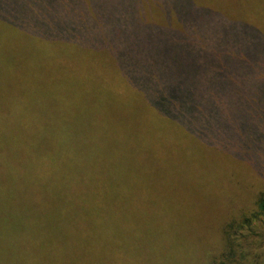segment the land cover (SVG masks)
I'll return each instance as SVG.
<instances>
[{
  "label": "trees",
  "instance_id": "16d2710c",
  "mask_svg": "<svg viewBox=\"0 0 264 264\" xmlns=\"http://www.w3.org/2000/svg\"><path fill=\"white\" fill-rule=\"evenodd\" d=\"M0 39L24 50L0 51V80L15 74L0 105V264H172V237L135 214L149 187L124 160H136L141 129L165 141L171 121L212 116L206 105L243 110L264 178V0H0ZM59 66L58 83L42 80ZM80 105L111 123L67 120ZM111 132L119 153L102 166ZM246 188L220 186L219 241L201 252L185 240L187 264H264V189L237 211Z\"/></svg>",
  "mask_w": 264,
  "mask_h": 264
},
{
  "label": "rangeland",
  "instance_id": "374dc122",
  "mask_svg": "<svg viewBox=\"0 0 264 264\" xmlns=\"http://www.w3.org/2000/svg\"><path fill=\"white\" fill-rule=\"evenodd\" d=\"M20 40L25 47L30 48L24 44L23 39ZM13 42L0 39L1 59L22 56L21 51L24 50L18 45L20 43ZM27 43L30 44L29 41ZM60 74L59 66L54 74L47 75L48 78L42 80H48L49 84L58 83ZM14 75L12 74L4 82L0 80V105L4 104L1 96L3 87L7 91L6 104L11 102ZM29 81L28 76L24 82L20 79V83L28 84ZM29 87L32 88L31 82ZM35 87L37 88V85ZM47 97L50 95L47 94ZM46 101L54 102L50 98ZM205 108L212 112V116L191 119L190 122L183 123L182 127L171 121L168 125L172 126V134L165 141L154 140L148 134L145 135L147 139L145 141L143 134L147 130L141 129L142 135L136 133L137 141L134 143L142 147L139 148L136 160H124L127 163L126 167L139 172V185L147 184L149 187L148 191H144L143 187L138 188L137 192H142L143 196L138 199L139 209L135 214H138L139 218H144L142 225L146 231L164 232L172 237L173 246L168 250L169 262L172 264H187L186 260L193 262L189 256L187 259L182 257L184 249L181 246L188 238L193 240L196 249L201 252L208 243L213 242V239L215 242L219 241V227L229 215L227 211L222 213V207L217 201L220 186L229 185L230 197L238 193L240 185L243 189L246 186L252 188L251 190L246 188L239 193L240 196L232 200L237 204V211L245 200L250 199L253 202L251 195L264 189V185L261 184L264 178L260 177L258 183L254 177L257 176L255 169H260V165H255L252 161L253 151L260 150L252 144L248 145V140L244 138L249 137L252 134L251 128H254L250 125V119L244 116L239 105L231 103L206 105ZM71 109L73 113L69 114L67 119L70 122L83 125L90 120L98 119L100 121L98 123L101 124L111 123L104 114L92 119L90 114L95 112L93 105H80ZM42 112L40 110L36 116L40 117ZM47 120L49 119L45 121ZM190 126L196 131H192ZM79 130L84 132L83 127L81 129L75 127L72 133L76 134ZM118 136L117 133L111 132L110 135L107 134L100 139L103 140L102 151L99 154L102 166L110 164L114 151L119 153L113 146L116 145ZM107 139L110 140L111 145L108 144ZM126 142H123L124 147ZM217 143H222L223 146L219 147ZM74 152L84 156L88 166L92 165L94 160L92 154L84 155L85 151Z\"/></svg>",
  "mask_w": 264,
  "mask_h": 264
}]
</instances>
